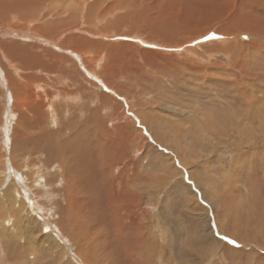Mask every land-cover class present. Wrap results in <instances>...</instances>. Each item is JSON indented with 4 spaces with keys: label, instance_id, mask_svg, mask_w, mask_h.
Instances as JSON below:
<instances>
[{
    "label": "rangeland",
    "instance_id": "374dc122",
    "mask_svg": "<svg viewBox=\"0 0 264 264\" xmlns=\"http://www.w3.org/2000/svg\"><path fill=\"white\" fill-rule=\"evenodd\" d=\"M136 1L150 10L162 1L169 12L175 3L164 22L144 17L147 32L166 30L152 33L158 43L210 35L233 19H243L245 34L229 44L198 39L179 54L128 45L108 76L122 95L99 86L115 100H105L109 111L92 103L94 90L73 91L55 108L56 122L47 112L27 116L23 145L15 144V114L0 131V264H264V0H130L106 19L125 16ZM0 88L12 105L7 84ZM112 118L131 124L122 129ZM82 128L113 150L102 178H72L62 162L69 155L55 154ZM50 130L52 147L36 149ZM11 178L24 189L19 207L5 194Z\"/></svg>",
    "mask_w": 264,
    "mask_h": 264
},
{
    "label": "bare ground",
    "instance_id": "6f19581e",
    "mask_svg": "<svg viewBox=\"0 0 264 264\" xmlns=\"http://www.w3.org/2000/svg\"><path fill=\"white\" fill-rule=\"evenodd\" d=\"M66 1L69 2V0H0V86L3 87L7 84L13 97V100H11L13 103L11 105L10 99H8L9 91L6 89L4 91L0 88V96L4 100L3 107H0V131L1 133L7 132L10 121L14 122L12 119L15 114H17L18 121H16L18 124L14 130L16 145H23L26 136L23 126L27 123V116H30V113L40 112V114H44L46 118L47 114L45 112H47L48 115H50L49 118H52L56 122L57 112L55 108L60 106V100L63 98L69 100L68 98L72 96V93H74L73 91H75V93L80 92L83 95L84 92L87 94L88 91L91 92L94 90L90 95L91 98L95 97V99L92 98V103L100 100L105 112L109 111L110 108H107L105 100L108 99L112 102H115V100L110 99L107 93L100 92L99 86H102L101 80H103L106 84L115 88H112L109 92L118 97L122 95V90L119 85L112 84L108 76L110 70H112L110 66L111 60L120 52L129 49L128 45L137 52L142 51L143 48L141 45H146L148 47L154 45L151 49L149 48V52L166 55L169 51H174L179 54L178 50L181 49V51L187 53L189 50L187 46L194 44L195 40L204 39L205 36L214 34L220 37L219 39H214V41H217L216 43L229 44L234 42L237 37L245 34L243 30L244 25L241 23L244 22L243 19L239 24L234 22L233 19L232 23L230 22L228 25H224L210 35L208 33L210 30H207L203 32L202 35L198 33L190 38L185 37L180 42L177 41L173 43V41H170L168 38L170 42L161 40L163 43H158L157 39V42L153 40L155 37H152V33L158 32L159 35H167L166 30H162V28L156 25L160 20L164 22L167 20L165 18L175 15L173 12L175 10L172 9L175 6L174 2L168 7L170 10L169 12L166 6L162 7V1L156 2L161 8H156L154 10L145 7L141 8V5L136 1L131 11L125 16L110 20V18H106L130 4V0H117V3L114 5H107L108 0H94V2H91V0H77L75 3L69 2L68 4H66ZM226 6V3L223 1V9ZM168 12L170 14H168ZM156 14H159L161 18L155 16ZM146 16L156 22V25L152 27L150 32H147L145 30L146 28H144L147 27L145 24L146 20L144 21V17ZM149 24H151V22ZM23 25H25V27ZM21 27H24L25 30L22 31ZM27 30L29 32H26ZM146 34H149L148 37H146ZM120 39L128 42L116 43V41ZM119 45H125V48L119 50ZM62 51H64V53L67 52V54H63ZM75 53L79 54V56ZM106 55L108 60L105 61L104 58ZM99 82H101V84ZM126 100L129 102V97H126ZM119 104L120 106L122 105L121 103ZM102 110L103 109H101V111ZM137 113L138 111L136 114ZM143 116L144 114H142L141 118ZM106 117L108 118V116ZM42 119L39 120L40 124H43ZM118 119L112 118L111 122L116 123L119 128H128L131 124H129L130 121H126L125 124H122L120 127L119 122H114L119 121ZM3 127L4 131H2ZM92 127L93 125L91 128ZM93 130L94 129H92V131ZM50 132L51 133H47L46 135L44 134L45 137L43 138V142H45V145L43 144L41 147L38 146L39 148L37 147L36 149H43L49 146L52 147L53 144L51 141H56L57 137L55 140L54 133L52 130H50ZM89 133L90 130L82 128L78 132L76 131L75 135L71 138L68 137L62 140L63 142L61 141L58 144L55 143L59 150L55 153L56 155H69L66 156L62 162L65 164L64 166L67 165L69 173L74 175L72 178H102L104 177V169L102 170V166L106 163L105 160L107 158H112L114 162L115 157L113 155V150L111 149L108 151L105 148L108 147V142L105 141L103 143L99 139V145L98 142H95L93 139L91 141V138L87 137ZM88 139H90V141ZM32 143H35L34 140ZM109 147L111 148V145ZM109 171H112V167H110ZM105 177L109 178L108 181L110 183H113L112 172ZM14 183V178H11L10 189L5 192V194L10 200L12 199L13 203H11L14 207H19L22 203V196H24V189L22 185L19 184L20 182L17 183L18 185ZM34 187L35 186H33V188ZM9 219L12 220L13 218Z\"/></svg>",
    "mask_w": 264,
    "mask_h": 264
},
{
    "label": "snow or ice",
    "instance_id": "6c2138e0",
    "mask_svg": "<svg viewBox=\"0 0 264 264\" xmlns=\"http://www.w3.org/2000/svg\"><path fill=\"white\" fill-rule=\"evenodd\" d=\"M219 38H220V37H217V36H215L214 34L211 35V36H205V37H204L205 40H208V39H219ZM242 38L245 39V40L248 39V37H246V36H245V37H242ZM150 46H151V47H154V45H150ZM222 239H228V238H227V237H223ZM228 242H229L230 244H234V245L236 244V241H234V240H229Z\"/></svg>",
    "mask_w": 264,
    "mask_h": 264
}]
</instances>
